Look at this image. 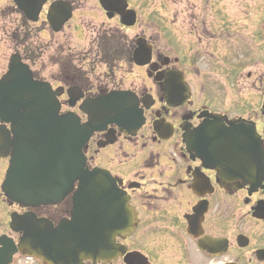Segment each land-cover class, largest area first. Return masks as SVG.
<instances>
[{"label":"flooded vegetation","instance_id":"flooded-vegetation-1","mask_svg":"<svg viewBox=\"0 0 264 264\" xmlns=\"http://www.w3.org/2000/svg\"><path fill=\"white\" fill-rule=\"evenodd\" d=\"M18 1L0 0V77L15 58L34 80L58 89L61 112L85 121L82 100L129 91L143 118L127 132L108 124L83 148L85 169L107 182L96 196V228L110 235V254L77 264H264L261 0H178L169 26L137 20L125 26L96 0L107 20L90 47L76 44L78 29L85 39L80 21L65 40L80 53L57 58L54 35L76 19L81 0ZM56 2L70 13L58 31L49 17ZM145 49L147 62L136 64L135 52L144 59ZM238 128L254 138L243 180L231 179L214 141ZM12 137L10 124L0 120V145ZM9 160L10 151L0 147V264H55L31 254L27 235L39 222L55 228L70 219L77 183L55 203L13 202L1 188Z\"/></svg>","mask_w":264,"mask_h":264},{"label":"water","instance_id":"water-1","mask_svg":"<svg viewBox=\"0 0 264 264\" xmlns=\"http://www.w3.org/2000/svg\"><path fill=\"white\" fill-rule=\"evenodd\" d=\"M100 3L108 16L115 12L123 24H134L136 14L127 9L126 0H100ZM69 15V8L60 3L51 7L55 31ZM138 56H135L137 64L147 62L148 56L137 59ZM74 91L75 88L67 90L71 98ZM56 95L58 91L35 81L17 59L11 60L8 72L0 78V119L10 122L13 133L11 140L0 145L10 151L2 190L10 200L33 206L59 201L78 182L70 220H62L56 228L39 222L27 235L31 254L55 264H77L83 259H95L100 253L104 257L110 254L107 250L110 235L106 231L98 234L96 228V196L98 189L108 186L100 173L84 168L82 149L92 133L106 124L116 123L131 130L140 126L142 117L130 92L111 91L84 101L79 106L87 115L84 123L75 113L60 114ZM238 129L231 132L235 136L215 137L214 141L223 152L230 153L233 179H244L248 170L244 151L252 148V136ZM257 157L261 172L260 150Z\"/></svg>","mask_w":264,"mask_h":264},{"label":"rangeland","instance_id":"rangeland-1","mask_svg":"<svg viewBox=\"0 0 264 264\" xmlns=\"http://www.w3.org/2000/svg\"><path fill=\"white\" fill-rule=\"evenodd\" d=\"M130 6L137 12V21L139 24L143 22L150 23L154 22L156 25H162L167 22L169 26L170 20H175L176 13V4L178 0H128ZM254 2V0H247ZM233 2V1H231ZM261 3L264 6V0H261ZM80 10L76 12L75 18L73 21L64 27L63 31L54 35V57L58 56H67L70 55V52L74 54L80 53V48L68 47V43L65 42L68 37L72 36V31L75 29L76 24H80V21L84 23V32L85 39H83V30L78 29V33L75 35L77 42L76 44L87 45V48L90 47L87 44L95 33V29L102 24L101 21H106L107 19L104 16H101V10L97 6L96 0H81L78 2ZM264 13V12H263ZM86 17V18H85ZM111 25V23L106 24ZM112 26V25H111ZM137 31V29H135ZM70 36H65V35ZM86 40V43L84 42ZM63 47V48H62ZM80 47V46H79ZM85 49V46L83 47ZM91 50V49H90ZM57 62V61H56ZM84 66H87V63H81ZM58 65L55 63V69ZM101 68V67H100ZM71 111V110H70Z\"/></svg>","mask_w":264,"mask_h":264},{"label":"bare ground","instance_id":"bare-ground-1","mask_svg":"<svg viewBox=\"0 0 264 264\" xmlns=\"http://www.w3.org/2000/svg\"><path fill=\"white\" fill-rule=\"evenodd\" d=\"M113 193V196H115V193L114 192H112Z\"/></svg>","mask_w":264,"mask_h":264}]
</instances>
